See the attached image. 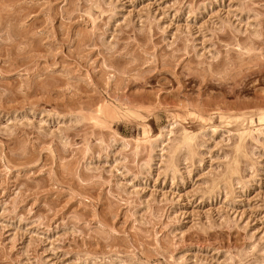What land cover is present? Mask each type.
<instances>
[{
    "label": "rangeland",
    "instance_id": "1",
    "mask_svg": "<svg viewBox=\"0 0 264 264\" xmlns=\"http://www.w3.org/2000/svg\"><path fill=\"white\" fill-rule=\"evenodd\" d=\"M0 264H264V0H0Z\"/></svg>",
    "mask_w": 264,
    "mask_h": 264
},
{
    "label": "bare ground",
    "instance_id": "2",
    "mask_svg": "<svg viewBox=\"0 0 264 264\" xmlns=\"http://www.w3.org/2000/svg\"><path fill=\"white\" fill-rule=\"evenodd\" d=\"M251 51V50H250ZM249 53V52H248ZM168 132V131H167ZM263 132V131H262ZM169 134V133H168ZM177 134V133H176ZM218 134V133H217ZM262 134V133H261ZM226 135V134H225ZM229 135V134H228ZM250 141V140H249ZM176 143V142H175ZM155 144V143H154ZM184 144V143H183ZM186 146V145H185ZM189 148V147H188ZM246 151V150H245ZM248 153V152H247ZM254 163V162H253ZM231 165V164H230ZM229 165V166H230ZM248 168V167H247Z\"/></svg>",
    "mask_w": 264,
    "mask_h": 264
}]
</instances>
